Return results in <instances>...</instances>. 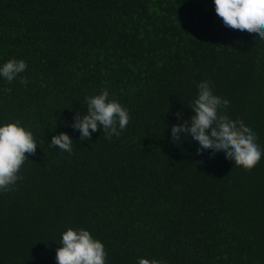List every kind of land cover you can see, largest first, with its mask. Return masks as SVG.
I'll list each match as a JSON object with an SVG mask.
<instances>
[{"label":"trees","instance_id":"16d2710c","mask_svg":"<svg viewBox=\"0 0 264 264\" xmlns=\"http://www.w3.org/2000/svg\"><path fill=\"white\" fill-rule=\"evenodd\" d=\"M11 58L28 67L0 78V123L38 147L0 191V264H56L68 228L101 240L106 264H264V157L245 170L170 139L209 80L264 148V40L231 32L213 0H0V64ZM105 88L129 124L81 140L73 117ZM60 132L71 153L49 146Z\"/></svg>","mask_w":264,"mask_h":264},{"label":"clouds","instance_id":"9594fccd","mask_svg":"<svg viewBox=\"0 0 264 264\" xmlns=\"http://www.w3.org/2000/svg\"><path fill=\"white\" fill-rule=\"evenodd\" d=\"M214 10L231 32L247 34L264 40V0H213ZM23 59L11 58L0 64V78L14 81L27 70ZM23 81V77H20ZM196 98L192 101V115L184 119L182 112L173 115L178 121L171 126L173 143L192 138L198 142L197 155L215 159L223 155L234 165L252 170L264 157V148L257 143V134L248 125L232 123L224 113L230 105L215 94L211 81L199 82ZM87 111L75 113L70 127L79 132L81 140H88L92 133L102 130L106 138L119 137L130 121L129 110L117 99L110 98L108 89L86 96ZM50 147L71 153L74 141L71 135L60 132L51 137ZM37 142L31 130L18 121L0 123V191H7L18 180L26 153L35 155ZM56 249V264H106L104 244L85 228H68L61 234ZM137 264H160L159 261L139 257Z\"/></svg>","mask_w":264,"mask_h":264}]
</instances>
